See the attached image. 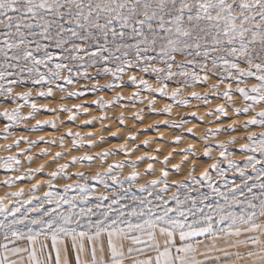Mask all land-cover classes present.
<instances>
[{
	"label": "snow or ice",
	"instance_id": "6c2138e0",
	"mask_svg": "<svg viewBox=\"0 0 264 264\" xmlns=\"http://www.w3.org/2000/svg\"><path fill=\"white\" fill-rule=\"evenodd\" d=\"M177 56L184 59L177 62ZM157 63L163 66L157 67ZM185 65H199L206 70L205 75L201 77ZM221 66L227 72L225 79L237 85L233 89L228 83L223 97L231 100L238 93L242 104L232 112L249 117L240 126L246 133L245 143L239 148L242 161L228 159L233 153L227 150V144L238 143L230 139L216 146L220 159L227 160V169L218 162L208 166L217 177H225L223 191L213 187L215 180L207 169L195 179L193 168L185 180L171 182L174 190L165 199L169 172L161 168L160 178L139 185V192L147 196H138L130 192L138 180L134 167L127 179L113 174V169H123V164L109 165L104 173L92 177L103 188L98 196L82 172L75 175L83 182L66 184L62 192L54 191L57 177L70 179L62 175L69 165H58L49 174L51 179L33 184L27 196L23 189L0 196V264H264V0H0V96L11 97L13 102L22 100L30 108L24 117L19 108L0 112V117L9 122L3 127L4 139L13 125L40 111L35 102L30 103L31 90L14 94V87L39 86L38 96L51 97L54 88L65 92L64 85L78 82L73 75L95 80L88 75V69L93 68L97 75L112 77L113 82L102 87L113 89L121 86L117 82L126 71L135 69L151 72L158 86L153 87L143 77L137 80L135 75H129L128 82L176 102L181 88L192 86L189 81L204 83L209 74L219 73ZM175 77L182 78L181 87L169 92L167 82ZM253 79L250 87L240 86ZM218 87L212 86L213 90ZM91 90H97L96 85ZM85 91L88 89L67 95L78 98ZM190 95L201 99L196 92ZM138 97L139 91L128 100ZM121 99L117 95L107 104ZM178 102L188 103L186 99ZM91 103L107 106L102 99ZM154 103L149 101V107ZM43 107L48 112L56 111ZM81 107L73 105L77 111ZM59 111L69 112L70 121L77 118L72 109L61 107ZM160 111L169 113L171 105ZM215 113L226 116L225 106L218 105ZM133 118L143 120L140 113ZM118 122L124 123L122 115ZM48 124L56 127L54 120L36 121L37 127ZM175 127H183V121ZM251 127L261 131H250ZM236 130L234 123L229 124L210 130L201 139L207 145L216 134ZM67 135L79 133L69 131ZM20 139L14 140V145L18 146ZM87 139L91 146V134ZM129 139L135 141L136 137L131 135ZM175 140L179 142L180 137ZM72 143L76 146L77 141ZM142 143L147 145L149 141ZM10 147L5 145L6 149ZM213 150L205 146L203 156L211 159ZM119 151L130 154L124 145ZM182 151L195 156L191 146ZM42 154L48 155L45 151ZM62 155L57 152L53 162ZM109 155L115 152L105 151L100 158ZM170 155L161 163L167 164ZM93 159L85 154L73 156L71 161L75 164ZM145 159L155 157H138V161ZM13 161L14 170L19 171L20 162L13 156L0 162V168L13 169ZM182 163H187V156ZM173 169L179 173L180 165H173ZM42 170L43 165L3 184L11 187L16 181L31 180L33 172ZM152 171L149 164L146 172ZM227 171H234L239 183L236 179L228 181ZM125 184L128 189H124ZM205 187L209 191H200ZM40 188L47 190L37 199ZM110 188L111 196L107 194ZM70 192L76 194L69 196Z\"/></svg>",
	"mask_w": 264,
	"mask_h": 264
},
{
	"label": "rangeland",
	"instance_id": "374dc122",
	"mask_svg": "<svg viewBox=\"0 0 264 264\" xmlns=\"http://www.w3.org/2000/svg\"><path fill=\"white\" fill-rule=\"evenodd\" d=\"M176 59L179 62L184 58L177 56ZM188 59H191V57H188ZM156 66L162 67L163 65L157 63ZM241 66L244 67L245 65L241 62ZM185 68L198 73L201 77L205 75L206 71H202L199 65H185ZM173 71H177V69L174 68ZM66 74L62 73V75ZM88 75L95 76L96 79L84 80L82 77L73 75V80L78 82L72 85H64L66 88L65 92H60L54 88L51 97L38 96L37 93L41 91L40 87L32 86L31 84L25 88H13L14 94L20 91L31 90L32 96L30 97V103L35 102L40 108V111L34 114L32 118L27 120L22 119L19 123L13 125L7 139L3 138V127L9 122L5 118L0 117V162H4L9 156L15 157L20 162L19 171L14 170V161L13 169L0 168V196L20 189H23L25 196H27L33 184H44L45 181L51 179L49 174L57 170L58 165L63 164H68L69 167L62 175H68L70 179L57 177L56 181H54V191L62 192L63 186L66 184L83 182V180H78L75 175L78 172H82L87 178L88 185L96 189V196H98L103 191V188L92 177L97 172L104 173L109 165L114 164L124 165L123 169H113V174L117 175L118 179H127L134 167V170L138 174V180L131 187L130 192L138 196H147V193L141 194L138 187L142 184H148L153 179L160 178L161 168L169 172V191L163 194L165 199L174 190L171 182L173 180H185L193 168L195 171L192 172V175L195 179H199L200 173L207 169L209 175L215 180L213 187L219 186L222 191L224 190L223 183L225 177H217L215 170L210 169L208 166L218 162L221 168L227 169V160L220 159L219 150L216 149V146L220 142L227 144V141L230 139H235L238 143L227 144V150L233 153L228 159L237 162L242 161L243 156L239 148L241 144L245 143L243 137L246 133L240 130V126L249 117L244 114H235L232 112V108L240 107L242 104L238 93H234L231 100L223 97L222 93L228 83L232 84L233 89L237 86L235 81L225 79L227 72L223 66H221L219 73L214 72L209 74V79L204 83H193L189 81L192 86L182 87L181 95L177 98L176 102L172 101L169 97L160 96L159 93H149L143 90V88L137 89L135 85L128 82V76L135 75L137 80L143 77L153 87H157L156 76L152 75L151 72L146 74L135 69L130 72L126 71L121 81L117 82L121 86L114 87L113 89L102 87L107 83L113 82L111 76L97 75V72L93 68L88 69ZM181 79V77H175L173 80L168 81V91L171 92L177 87H181ZM60 83H63V81H60ZM251 83H255L254 79L240 86L250 87ZM217 84L219 87L213 90L212 86ZM93 85H96L97 90H91ZM85 89H88V91H85L84 95L78 98L68 97L67 95L68 92H79ZM137 91H139L138 99L129 101L128 97ZM192 92H196L201 99L192 97L190 95ZM117 95H120L123 99L116 103L107 104L108 101L114 100ZM97 99L104 100L107 106L101 108L100 105L91 103ZM184 99L188 101L187 105H182L178 102ZM152 100L155 103L150 108L149 101ZM75 104L82 106L79 111L73 108ZM168 105H171V111L169 113L160 111ZM218 105L225 106L226 116L215 113ZM43 106H47L49 109H55L56 111H45ZM61 107L72 109V113L77 118L74 121H70L68 119L70 113L59 111ZM261 107H264V105H261ZM16 108H19L22 117L27 116L30 111L29 106L25 105L24 101L17 99L16 102H13L11 97L0 96V112L5 109L11 111ZM85 109H87L86 112ZM135 113H140L143 116V120L134 119L133 115ZM121 115L124 118L123 124L118 122V118ZM101 117H105V119L101 120ZM37 120H54L56 127L54 128L50 124L37 127ZM87 120H93L94 122L92 124H85L84 121ZM164 121L168 123H163ZM181 121H183V127H175ZM233 123L237 126L236 131L216 134L215 137L208 140L207 145L201 139V136L210 130L227 128L229 124ZM189 128L192 129L191 132L188 131ZM249 130L257 133L261 131L257 127H251ZM69 131L79 133V136H68L67 133ZM89 134H91V146H89V139H87ZM131 135H135V141L129 139ZM177 136L180 137L179 142L175 140ZM21 137L26 138L29 142L37 141V143L34 145L26 143L25 140L20 139ZM41 137H43V141H40ZM61 137H63V147H61ZM17 139H20L18 146L13 143ZM74 139L77 141L76 146L72 143ZM53 140L55 141L54 143ZM145 140L149 141L147 145L142 143ZM5 145H11V147L6 149ZM121 145H124L130 154L120 152L119 148ZM189 146L193 148L195 156L186 151H182ZM205 146H210L214 149L211 152V159L203 156ZM42 151L47 152L48 155H43ZM105 151H114L115 155H109L101 159V154ZM57 152H61L64 155L53 162ZM21 153L23 154L21 155ZM85 154L92 156L94 159L91 161L80 160L75 164L72 163L71 158L73 156L80 157ZM169 155V162L162 164L161 161H163L164 157ZM244 155L247 154L245 153ZM143 156L155 157V159L138 161V157ZM185 156H187V163H182ZM149 164L153 168L151 173L146 172ZM41 165H43V170L39 173L33 172V178L31 180L24 179L16 181L15 185L11 187L3 184L4 180L14 179L16 176L28 173L30 170H34ZM173 165H180L179 173L175 172ZM226 179L228 181L236 179L237 183H239L237 174L234 171H227ZM108 183L111 185L112 181L108 180ZM123 187L124 189H128L129 186L125 184ZM161 187L162 185L157 186L154 194ZM45 190L47 189L40 188L35 194L36 198H41ZM200 191H209V189L205 187L201 188ZM75 194L74 192H70L69 196ZM107 194L109 196L113 194L111 188ZM89 199L94 200L95 197H90ZM148 199L151 200L153 197L149 196ZM33 202L35 203V200ZM124 203H130V201Z\"/></svg>",
	"mask_w": 264,
	"mask_h": 264
},
{
	"label": "bare ground",
	"instance_id": "6f19581e",
	"mask_svg": "<svg viewBox=\"0 0 264 264\" xmlns=\"http://www.w3.org/2000/svg\"><path fill=\"white\" fill-rule=\"evenodd\" d=\"M119 89H120V88H119ZM163 142H164V141H163ZM183 153H184V152H183ZM27 157H28V156H27ZM143 157H144V156H143ZM46 158H47V157H46ZM218 158H219V157H218ZM50 160H51V159H50ZM194 162H195V161H194ZM125 164H126V163H125ZM147 164H148V163H147ZM45 170H46V169H45ZM46 171H47V170H46ZM86 171H87V170H86ZM15 176H16V174H15ZM15 176H14V177H15ZM27 183H28V182H27Z\"/></svg>",
	"mask_w": 264,
	"mask_h": 264
}]
</instances>
